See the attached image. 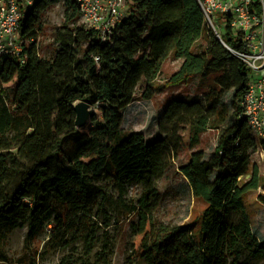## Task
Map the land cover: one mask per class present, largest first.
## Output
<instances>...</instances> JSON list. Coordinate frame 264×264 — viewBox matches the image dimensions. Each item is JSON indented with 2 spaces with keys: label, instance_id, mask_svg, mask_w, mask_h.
Here are the masks:
<instances>
[{
  "label": "trees",
  "instance_id": "1",
  "mask_svg": "<svg viewBox=\"0 0 264 264\" xmlns=\"http://www.w3.org/2000/svg\"><path fill=\"white\" fill-rule=\"evenodd\" d=\"M54 1H33L20 23L21 54L0 58V240L25 226L30 243L51 225L45 245L63 252L57 264H110L112 221L132 215L130 257L144 264H242L244 251L264 261V237L253 232L243 204L264 182L253 166L240 183L256 141L238 117L249 74L230 50L239 47L231 30L218 38L197 0H125V15L102 40L76 23L78 6L67 0L71 14L53 32L55 51L40 57L41 18ZM170 55L182 60L170 84L200 76L212 77V86L200 97L170 98L152 140L122 132L137 88L145 84L143 96L153 97L152 83ZM229 90L230 106L221 99ZM76 99L95 109L79 129ZM185 128L190 145L218 130L207 158L195 150L179 166L206 207L197 225L158 222L156 181L176 157ZM133 185L140 189L136 199L128 198ZM258 199L264 204V194ZM0 259L8 261L1 250Z\"/></svg>",
  "mask_w": 264,
  "mask_h": 264
},
{
  "label": "rangeland",
  "instance_id": "2",
  "mask_svg": "<svg viewBox=\"0 0 264 264\" xmlns=\"http://www.w3.org/2000/svg\"><path fill=\"white\" fill-rule=\"evenodd\" d=\"M127 4L125 11H127ZM126 13V12H125ZM71 14V9L67 0H56L52 2L43 12L41 18V30L37 36L38 54L40 57H49L55 51L53 32L59 27L66 17ZM219 29L224 31L221 15L217 14ZM76 23L82 24L81 17ZM181 59H176L172 55L168 56L162 63L160 73L153 81L154 94L151 98L143 96L145 84L140 85L135 94V99L126 107L123 112L121 124L122 132H141L146 140H152L160 133L157 130V121L161 115L167 101L173 97H200L212 86V77L203 78L194 76L186 81L170 84L169 78L178 70ZM232 90L225 91L222 95V102L230 106ZM247 128V124H245ZM218 130L208 129L202 133L198 142L190 145L189 130L182 131L183 142L165 173L156 181V187L161 194V202L154 211V218L158 222L183 224L193 222L197 225L198 218L206 207V203L192 195L185 177L179 171V166L188 162L191 152L202 150L207 158L213 151ZM263 144L260 140L256 142V148L250 152L249 173L244 175L240 183L250 178V171L256 166L262 182H264V152ZM139 187L133 185L129 187L128 198L136 199L139 196ZM258 194H264V187L260 186L256 190H250L244 195V209L250 219L253 232L262 240L264 237V204L258 199ZM135 220L132 215L121 216L112 221L109 228L112 237L113 251L110 264H144L138 259L130 257L131 242L133 235L130 227L131 221ZM52 230L49 225L45 231L41 232L33 241L26 243L25 237L27 228H16L5 233L0 240V250L6 255L8 261L0 264H28L35 259L36 264H57L62 251L50 250L45 242ZM242 264H264V261L252 257L244 251L239 259Z\"/></svg>",
  "mask_w": 264,
  "mask_h": 264
},
{
  "label": "built area",
  "instance_id": "3",
  "mask_svg": "<svg viewBox=\"0 0 264 264\" xmlns=\"http://www.w3.org/2000/svg\"><path fill=\"white\" fill-rule=\"evenodd\" d=\"M34 0H0V58L22 52L20 23ZM82 24L97 32L102 40L125 15V0H74ZM204 21L218 38L225 28L238 40L239 47L230 49L246 66L249 79L239 104V118L247 124L251 136L264 145V0H197Z\"/></svg>",
  "mask_w": 264,
  "mask_h": 264
},
{
  "label": "water",
  "instance_id": "4",
  "mask_svg": "<svg viewBox=\"0 0 264 264\" xmlns=\"http://www.w3.org/2000/svg\"><path fill=\"white\" fill-rule=\"evenodd\" d=\"M72 107L75 112L74 124L77 129L87 125L95 113L93 105L86 100L76 99L73 101Z\"/></svg>",
  "mask_w": 264,
  "mask_h": 264
}]
</instances>
